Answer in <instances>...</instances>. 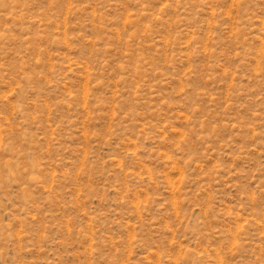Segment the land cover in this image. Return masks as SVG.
Instances as JSON below:
<instances>
[{
    "label": "rangeland",
    "instance_id": "obj_1",
    "mask_svg": "<svg viewBox=\"0 0 264 264\" xmlns=\"http://www.w3.org/2000/svg\"><path fill=\"white\" fill-rule=\"evenodd\" d=\"M0 264H264V0H0Z\"/></svg>",
    "mask_w": 264,
    "mask_h": 264
}]
</instances>
